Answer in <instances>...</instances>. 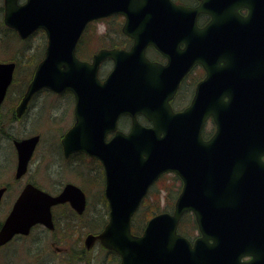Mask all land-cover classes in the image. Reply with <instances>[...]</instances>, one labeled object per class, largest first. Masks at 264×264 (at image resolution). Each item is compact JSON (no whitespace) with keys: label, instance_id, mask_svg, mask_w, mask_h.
<instances>
[{"label":"water","instance_id":"95a60500","mask_svg":"<svg viewBox=\"0 0 264 264\" xmlns=\"http://www.w3.org/2000/svg\"><path fill=\"white\" fill-rule=\"evenodd\" d=\"M19 1L4 0L5 26L23 39L43 28L49 42L46 58L37 67L17 108L18 116L24 114L32 97L43 88L57 93L72 90L77 100L76 124L63 140L65 155L81 150L97 157L105 166L110 221L101 234L87 237L88 248L99 240L104 247L120 254V264H264V244L259 243L264 240L255 236L264 227V215L260 212L261 204L264 207L261 190L264 180L258 179L259 163L264 157V106L247 98L235 107L233 98L231 107L224 113V109L212 106L220 98L206 101L203 85L199 86L191 107L181 114L173 113L166 98L159 104L155 97H141V79L151 80L154 67L143 53L149 44L146 39L149 34H141L139 29L147 28L148 20L141 17L137 20L136 13L146 6L147 0H25L24 4ZM156 1L152 0L154 4ZM162 1L170 4L169 0ZM178 10L194 15L184 8ZM251 11L246 40L261 42L264 8ZM116 13L126 16L128 21L123 31L136 44L129 52L101 50L92 63L80 61L75 48L85 26L89 21ZM213 26L198 35L211 37ZM191 28L193 35L195 21ZM187 32L190 34L191 30ZM140 38L145 39L138 42ZM196 44L190 46L189 57L185 56L179 65L177 85L197 62H203L211 75L221 68L249 66V59L219 56L216 43L206 45L211 59L206 58L204 62L198 57ZM107 58L116 66L102 82L98 71ZM15 67L13 62L0 63V105L13 81ZM208 103L210 107L205 108ZM123 114L133 119L129 134L117 130L118 119ZM138 114H144L153 122V127L142 126ZM209 114L214 116L218 127L206 142L202 129ZM111 132L116 133L107 142ZM39 140V136H34L16 141L19 178L28 170ZM244 164L252 168L240 169ZM225 166H231L232 170L225 179L226 184L219 178L222 176L219 170ZM214 168L218 183L205 181L206 187L202 177L215 172ZM167 171L180 174L186 183L175 212L159 214L148 222L142 235L135 236L131 229L132 217L152 183ZM3 192L0 190V200ZM67 202L79 214L85 211V193L73 184L69 183L57 197L28 184L0 230V246L16 234L27 235L38 223L54 229L51 208ZM191 210L202 233V238L193 246L178 234L182 214ZM248 256L252 259L244 261Z\"/></svg>","mask_w":264,"mask_h":264},{"label":"flooded vegetation","instance_id":"af4514ba","mask_svg":"<svg viewBox=\"0 0 264 264\" xmlns=\"http://www.w3.org/2000/svg\"><path fill=\"white\" fill-rule=\"evenodd\" d=\"M147 2H149V0H147ZM170 2H172L174 7H184L187 10L194 12V15H192V13H180L174 7L170 6V4H167L162 0L157 5L158 12L154 13L150 11L148 13V19H150L149 25L147 28L139 29L141 30V34H149L148 38H146L149 41V44L145 47L144 52L149 62L157 67L155 69L157 78L155 80L153 79V84L147 82L145 85H142L140 88L142 92L145 95L155 94L161 98L167 97L174 84L171 74L165 70V67L170 63H172L173 66L179 67L184 60L185 55L189 57L190 51H188V49L191 45L194 46L195 43H197L198 57L203 58V60H206V58L211 59V52H207L206 45L216 43L219 45V52L217 53L219 56L225 54L226 56L231 55L237 59L246 58L250 60L249 66L240 65L229 70L221 68L212 71L213 74L211 75L206 70L204 63H196L179 81V85L173 96L167 101L172 107L173 112L181 113L186 111L193 103L197 95V89L200 85H203L206 90V101L217 99V97L220 98L218 104H212V106L214 108L224 109V113H226V110L231 107L230 102L233 101V98L236 99L235 107L241 104L242 101L247 100V98H250L254 103L256 102L257 104L264 106V40L261 39V42L246 40V33L249 28L248 23L252 17L251 10L259 7L264 8V1L170 0ZM125 21L126 20H124V23ZM194 21L196 31L194 32L196 35L193 38L195 33L191 35L193 33L191 27ZM213 24L214 26L210 31L213 32L211 37H202V35H198L199 32H205V30L209 29ZM139 29L136 31L138 32ZM188 30H191L190 34L187 32ZM107 35L108 34L101 35L96 33V36L101 37H106ZM117 35H120L119 38L117 37V39H115L116 43H121V45L118 46V48L120 47L119 49L128 52L136 44L134 38L127 37L123 33ZM261 35L262 34L260 33V36ZM144 39L145 38H140L138 42H141ZM79 43L80 42H78L76 48V53L78 52L77 55L84 62H91L96 52L104 48L106 49L109 46L107 44L101 46V48L92 50L95 44L92 43L91 40L85 39L84 42ZM101 65L102 68L108 66V74H110L116 66L110 58L103 61ZM220 65L223 66L224 62L222 61ZM175 68L177 69V67ZM216 92L219 93V96ZM61 96L70 97L73 101V104L67 102V105H65V108L70 115L71 121H69L71 124L66 130L64 128L60 132L61 136H59L60 138H57V142L54 139L55 143L47 138L44 140L42 134L36 133L40 136V140L32 155L28 171L20 178L18 176L19 157L16 146V141L20 139H17L19 136L15 135L14 118L15 122L18 124L22 119L26 118V116H29L30 109L25 112L26 114L21 119H18L16 113L14 116L13 108L8 109V113H6L7 120L0 125V190L4 191L0 204V217H2V221L0 219V229L3 226L2 223L11 214V211L17 202L16 200L21 196V193L28 184L43 189V186L37 181V172L33 170V167L44 170L46 173V179L48 180L56 179V174L60 171L64 172V175L66 174L68 177L69 175H72V177H69L65 182L62 181L58 190H53L52 194H60L64 190V187L69 183L78 188H82L87 198L86 210L84 213L79 214L70 204H59L52 209L53 222L55 224L54 230H48L42 224H38L31 228L27 236H25V234H18L12 241L0 248H6L9 244L21 241L24 246L23 250L26 254L25 240L31 239L30 245H32L33 253L36 256L35 260L33 262L31 261V263L34 264L36 261L37 264H41L42 260L45 258L44 254L46 252V247L41 245L45 239L43 238L44 236L47 239L48 246L50 247L51 245V247L55 248V250L52 249L48 253L51 257L57 258V261L52 258L50 264H94L95 256L93 248L89 249L86 242L87 236L89 235V231H87V223L85 222V230L79 227L83 219H86L90 204L89 196L91 189L85 187L84 182L85 176L88 175L96 176V178L99 179L96 187L94 186L92 189L100 190L101 194L98 198L101 202L100 205L103 204L104 206L105 213H99L94 216L107 215L110 213V208L109 202L107 203L108 199L105 195L106 175L104 174L103 165H100L96 161L92 160L94 161V164L88 165L87 156L82 152L70 153L68 157L65 155L63 140L67 135V131L71 129L75 123L76 100L70 91H65ZM7 99L8 97H6L4 105L0 106V113L3 111L4 107H10L6 105V103L9 105L12 103L11 100ZM207 106L210 107L209 103L206 104L205 108H207ZM122 119H127L129 124L132 122V119H130L129 116H124L120 120L122 121ZM138 119L142 125L148 127L153 125L144 116L140 115L138 116ZM45 120L49 121L48 115L44 112V115H41L37 121L44 122ZM52 120L53 125H55L57 122L54 119ZM63 120H65V118L61 119V121ZM128 126L126 127V130L129 129ZM216 128L217 126L215 125L214 116L209 115L204 125L203 138L209 141L215 134ZM6 133L8 134L7 136L5 135ZM32 135L34 134L27 133L24 134L23 137H30ZM23 137L20 138L23 139ZM261 144L262 142L260 139V147ZM56 145L59 160H56L53 156V149ZM259 165L260 171L258 172V179L264 180V161L259 163ZM86 167H88V175L84 172V168ZM248 168L252 167L248 164L240 166V169ZM94 169L96 171L95 173H93ZM214 171L215 172H212L214 174L210 173V175L203 176V182L207 181L211 184H217L218 178L215 168ZM231 171V166H225L219 170V172L222 173V176L219 178L223 183L226 184L227 181L225 182V179L231 175ZM170 174L173 173L163 174L157 182L154 183L148 195L150 198L146 204H142V207L153 208L154 211L159 210L161 212L167 211L172 207L171 197L169 195V177H171L176 183L177 199L183 192L186 183L182 177L176 175L170 176ZM43 178L44 177L41 178V181ZM262 182L263 185L261 190L264 191V181ZM203 185L206 187L208 186L207 183L206 185ZM177 199L175 200V203ZM152 203L154 205H151ZM1 211L4 213L3 216L1 215ZM260 212L264 215L263 204H261ZM180 224L182 227L181 232L186 238H190L192 243L200 236L199 226H196L197 228L193 226L194 224H197L196 216L193 211L185 212ZM78 228L86 232L87 235L82 238L74 236L72 229H75L78 233ZM255 236L257 238L262 237L264 240V227ZM259 243L264 244V241H259Z\"/></svg>","mask_w":264,"mask_h":264},{"label":"rangeland","instance_id":"374dc122","mask_svg":"<svg viewBox=\"0 0 264 264\" xmlns=\"http://www.w3.org/2000/svg\"><path fill=\"white\" fill-rule=\"evenodd\" d=\"M2 4H3V0H0V5H2ZM105 28H106V26L102 23L95 25V27H93L88 32L89 35H93L89 40L94 41L97 37L96 35H94L95 31L102 32V31H105ZM11 35H12V33H8L6 35L7 40H6V38H4V40L2 38H0V42H1L0 58L5 57L4 54L7 52L13 53V47H16L15 46L16 42L11 37ZM45 39H44V35H42V33L40 32L37 34L36 37H33L30 39V41L28 43L29 45L23 44L20 46H22L23 48H25L27 50L26 51L27 54H30L32 52L39 53L40 49L42 47H44L43 45L46 42ZM111 39H116V32L112 31ZM19 42H20V40H19ZM6 45H8V47H11V48L8 49L6 47ZM99 48H101V47H99ZM24 65H28V64L25 63ZM107 67L108 66H105L101 69L100 76L107 77L106 76L108 74V72H107L108 68ZM17 91H19V90H17ZM17 91H15L13 88L11 90V94L12 93L16 94ZM10 100L12 101V97L10 98ZM32 101L33 102H32L31 108H30L29 116H26V118L22 119V121H20L18 124L15 123L16 135L23 137L24 134H27V133H33V134L34 133H40V134H42L44 140H46V138H47L51 142H54V139H55L57 142V138L59 136H61L60 132L64 128L66 130V128H68L69 125L71 124L70 115H69V112L67 111V109L65 108V105H67V102L69 104H73V101L71 100L70 97H67V96H58L56 94L53 96L49 91H43L41 94H39ZM8 106H10V105L8 104ZM8 109H9V107H6L3 110L4 113H6V111H8ZM44 112L48 115L49 121H53L52 119H54L57 123L55 125H53V124L49 123L48 120H45L44 122L37 121L41 117V115H44ZM51 115H53V116H51ZM62 118H65V120L61 121ZM128 123L129 122L127 119H122V121H121V125L123 127H127ZM120 128H122V127H120ZM122 129H125V128H122ZM57 153H58V149H57V145H56V147H54V149H53V156L56 160L57 159L59 160V155ZM33 170L37 172L36 178H37V181L43 186L42 188L43 189L48 188L50 191L48 189L47 190L51 193L53 192V190H55V191L58 190V187L61 185L62 181L65 182L66 180L69 179V177H72V175H69V177H68L66 174L64 175V172L60 171V172H57L56 179L48 180V179H46V173L44 172V170H42V169L40 170L36 167H33ZM84 172L86 175H88V167L84 168ZM95 172L96 171L94 169L93 173H95ZM42 177H44V178L41 181ZM98 182H99V179L96 178V176H93V175L85 176L84 186L87 187L88 189H91L90 196H89L91 198L89 208H88L89 212L86 216V219H89L90 221H92V219H93L92 216L99 214V213L103 214V212L105 213L104 206H103V204L100 205L101 202L99 201V198H98L101 194L100 190H98V189L93 190L92 189L94 186L96 187ZM49 185H50V188H49ZM151 205H154V204L152 203ZM147 210L148 211H154L153 208L147 209ZM147 210H145V211H147ZM1 215L2 216L4 215L3 211H1ZM58 216H59V214H58ZM0 219L2 220V217H0ZM86 219H83V221L80 223L79 227L81 229L85 230L84 226H85V222H86L87 223V231H89V233H92V230L90 229V227L88 225V221ZM139 220L141 221V218ZM90 223L93 224L95 227L96 226L101 227V225H102V223H100V221H94V222H90ZM80 228L77 229L78 233L76 232L75 229H72L74 236L79 237V238L85 237L87 235V233L82 231ZM196 235H197V233H196ZM43 238H45V239L43 240L41 245L46 247V252L44 254L45 258L42 260L41 264H50V261L53 257H51V255L48 252L52 249L55 250V248L51 247V245L49 247L47 244L48 242H47L46 237L43 236ZM30 240L29 239L25 240L26 254L23 250L24 246L22 245L21 241H16V242L10 244L8 247H6V249H0V264H26V260H27V264H33V263H31V261L33 262L35 260L36 256L33 253L32 245H30V243H31ZM46 253H48V254H46ZM93 253L95 256L94 264H111L110 263L111 256L109 255V252H107L106 249L104 250L99 242L97 244H95L94 249H93ZM53 259L57 261V258H53ZM34 264H37L36 261Z\"/></svg>","mask_w":264,"mask_h":264},{"label":"trees","instance_id":"16d2710c","mask_svg":"<svg viewBox=\"0 0 264 264\" xmlns=\"http://www.w3.org/2000/svg\"><path fill=\"white\" fill-rule=\"evenodd\" d=\"M2 12H3V5H0V16H2ZM0 28L4 31L3 34L7 40L6 35L8 33H12V31L9 28H6L5 26H3V22L1 21V19H0ZM119 30L120 29H117V31H116V32H118V34L121 33ZM117 36H120V35H117ZM110 45H111V47H118L121 45V43L111 42ZM4 59L8 60L11 58L5 56ZM18 60H19L20 65H22V66H31V65L34 66L36 64V61H34V60H33V62L32 61L23 62L22 57H19ZM25 63L28 65H24ZM33 66H32L31 72L28 73L26 76L24 75V76L19 77V75H17L15 78L16 81L12 85L11 90L14 88L15 91H17V90H19V91H17L16 94L12 93L13 107L19 103V101L21 100V98L25 92V89L27 87L28 82H30L31 75H32L33 70H34ZM172 181H173V179H172ZM169 195L171 197V206H172L174 203V200L177 196V188H176V183L174 181L171 183ZM147 209H150V208L147 207V208L141 210L140 215L139 214L137 215V217L141 218V221L138 219V220H136V223L133 225L132 229H133V232L135 234L141 233L143 230V227L146 224V222L148 221V219L157 213L156 211H148ZM145 210H147V211H145ZM117 260H118V256L116 255L115 257H113V262H116Z\"/></svg>","mask_w":264,"mask_h":264},{"label":"bare ground","instance_id":"6f19581e","mask_svg":"<svg viewBox=\"0 0 264 264\" xmlns=\"http://www.w3.org/2000/svg\"><path fill=\"white\" fill-rule=\"evenodd\" d=\"M3 33H4V31L0 28V38H2L4 40V38H6V37L4 36ZM26 51H22L19 54H12V53L8 52V57L11 58V61L15 64L19 63V60H20V59L18 60L19 57H22L23 62H30V61L33 62V60L34 61L39 60V53L32 52L30 54H27ZM21 76H23V75H21ZM6 113H8V112L6 111ZM6 113H4V111H1V113H0V125L3 124L7 120V114ZM15 123L16 122L14 120V124ZM5 135L7 136L8 134L6 133ZM15 135H16V132H15Z\"/></svg>","mask_w":264,"mask_h":264}]
</instances>
